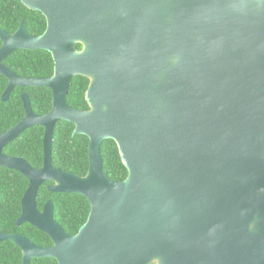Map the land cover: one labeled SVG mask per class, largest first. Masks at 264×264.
Masks as SVG:
<instances>
[{"label": "water", "instance_id": "obj_1", "mask_svg": "<svg viewBox=\"0 0 264 264\" xmlns=\"http://www.w3.org/2000/svg\"><path fill=\"white\" fill-rule=\"evenodd\" d=\"M46 19L43 34L0 29V74L8 84L46 86L51 109L0 134V167L30 180L31 200L46 179L56 192L90 202L73 236L32 207L27 221L55 245L1 240L58 264H264V0H20ZM75 43H81L77 51ZM43 49L53 75L22 78L4 59ZM88 76V111L67 103L72 78ZM59 120L89 139L88 169L77 175L51 162ZM44 128V163L30 166L3 148L30 126ZM112 139L127 176L112 181L101 145ZM29 205H31L29 203ZM33 205V204H32Z\"/></svg>", "mask_w": 264, "mask_h": 264}, {"label": "trees", "instance_id": "obj_2", "mask_svg": "<svg viewBox=\"0 0 264 264\" xmlns=\"http://www.w3.org/2000/svg\"><path fill=\"white\" fill-rule=\"evenodd\" d=\"M24 20L25 27L31 34H39L45 28L44 16L36 10L24 6L19 0H0V27L12 32L19 22ZM6 66L15 72L28 75H51L53 62L50 54L45 50H16L5 60ZM85 78L78 76L73 78L69 85L67 102L74 108H84ZM7 86V79L0 74V134L5 132L23 116L22 102L20 100L21 91L30 94L33 110L36 113H46L51 109V90L46 87H15L8 101L2 100V94ZM73 125L64 120L56 122L53 134L54 165L68 170L77 175H85L88 169V138L85 135L72 137ZM42 136L43 130L40 126L28 128L23 135L10 142L4 153L13 156H22L34 166H40L42 160ZM101 155L103 160V170L108 178L120 181L127 176V169L121 161L117 145L112 139L105 140L101 145ZM24 176L16 170L0 167V193L14 191L18 197L24 186ZM23 189V188H22ZM85 198L82 196L80 203ZM66 200L64 205L66 206ZM77 204V203H76ZM85 204V203H84ZM88 209L78 210L73 218L78 223L71 222L70 228L76 231L78 225L86 219ZM12 219L7 212H0V221L12 224ZM74 225H73V224Z\"/></svg>", "mask_w": 264, "mask_h": 264}, {"label": "flooded vegetation", "instance_id": "obj_3", "mask_svg": "<svg viewBox=\"0 0 264 264\" xmlns=\"http://www.w3.org/2000/svg\"><path fill=\"white\" fill-rule=\"evenodd\" d=\"M44 19H45V17H44ZM21 22H23V24H24V20H21L19 22L18 26L16 27V29L14 31H12V32H9V31L1 28V27H0V29L3 30V31H6L8 33H14L18 29V27H19ZM24 27H25V24H24ZM25 29H26V31H27V33L29 35L37 37V36H39V35L44 33V31L46 29V19H45V28L39 34H36V35L31 34L27 30L26 27H25ZM0 46H1V39H0ZM74 47H75V49L77 51H80L82 49V44L81 43H75ZM22 50H28V49H22ZM35 50H43V49H35ZM50 56H51V54H50ZM51 58H52V56H51ZM52 62H53V59H52ZM3 64L5 65L4 61H3ZM6 67L9 70H11L12 72H14L16 75H18L19 77L27 78V79L28 78L50 77V76L53 75V71H52L51 75H45V76H42V75H28V76H25V75H22V74H19V73L15 72L14 70L9 68L8 66H6ZM53 69H54V63H53ZM78 76H81V75H76V77H78ZM82 77H84L85 80H86V82H85V90H84V93H83L84 101H85L86 106L84 108H74L71 105H69V104L68 105L70 107L74 108V109H77V110L88 111L90 109V105L88 104L87 99H86V92L88 91L89 86H90V78L88 76H82ZM73 78H75V76ZM7 84H8V80H7ZM15 87H19V85H16ZM20 87L26 88V87H42V86L28 85V86H20ZM13 89H12V91H13ZM12 91H11V93H12ZM11 93H10V95H11ZM25 94L29 98V101H30V104H31V107H32V111H33L34 114L43 115V114H46V113H48L50 111L49 110L48 112L43 113V114L36 113L33 110L30 94L27 91H21L20 100L22 102L21 104H22V109H23V116L13 126H15L17 123H19L25 116V108H24V104H23V100H22V95H25ZM10 95H9L7 101L9 100ZM51 95H52V93H51ZM4 102H6V101H4ZM72 125H73V130H72V134H71L72 137H75L77 135H84V134H77V135L74 136L73 135V131H74L75 126H74L73 123H72ZM13 126H11L9 129H11ZM34 126L42 127L41 125H34ZM55 126H56V123L54 125L53 133H52V146H51V149H52V152H51L52 166L54 168H56V169H60V170L69 172L68 170H65L63 168H59V167L54 165L53 134H54ZM30 127H33V126H30ZM9 129H7L6 131H8ZM27 129L22 131L16 138H18L20 135H23ZM42 130H43V136H42V150H43L42 153L43 154H42V160H41V165L40 166L32 165L30 162H28V160L26 158H24L22 156L8 155V154L4 153V151H3V153L5 155H7V156L24 159L27 163L30 164V166H32L34 168L42 167L43 163H44V146H43L44 145L43 144L44 128L43 127H42ZM15 139H13L12 141H14ZM12 141H10V142H12ZM88 141H89V139H88ZM9 143H7L5 145V147ZM88 145H89V142H88ZM4 148H3V150H4ZM110 180H112V179H110ZM23 181H24V186H21L23 189L20 188V186H19V189L22 192L20 194H18V197L15 196V192L14 191H10V190H9V192H1L0 193V212L1 213L7 212V214H9V216L11 218H13L12 219V224L9 223V222L0 221V232L1 233L22 237V238L26 239L31 246H33L35 248H38L39 250L40 249H45V248H51V247H53L55 245L54 240L50 237V235L48 233L40 230L39 228L35 227L34 225L30 224L27 221L19 222V219L21 218V215L23 213L24 206H25V208H28L29 206L32 207L33 210H35L37 214H43L42 219L44 221H52L54 224H56L57 226H59L61 228L62 232L65 235L73 236V235H76L78 233L80 227L87 221V218H88V215H89V212H90V209H91L90 202L88 201V199L85 196H83L81 194L73 193V192H56V191H52V190L49 189V187L52 186V185H55L56 184V180H54V179H46L39 185V187L37 188L35 196L31 200L30 198L25 196L26 192H27V190L29 188V185H30V180L24 176V180ZM112 181H115V180H112ZM82 196L85 198V200H83V202H81V206H80V203L77 201L76 202L77 204H76L74 202V200L78 199V198L81 200ZM64 200H66V202H67L66 206L64 205ZM29 203L31 205H29ZM80 208L82 210H85L87 208L88 209V213H87L86 219L83 221V223L78 225L76 231H73L74 229L70 228V224H71V222H74V223L80 222V221H76L75 218H73L74 213L77 212L78 210H80ZM36 254H37L36 252H35V254L31 252V255L26 257L25 256L26 255L25 251L22 249L20 244H17V242H14L12 240H1L0 241V264H58L59 263L58 262L59 259L57 257H49V256L41 257V256H38ZM216 263L217 264H221L220 261H217ZM151 264H156V263L154 262V263H151Z\"/></svg>", "mask_w": 264, "mask_h": 264}]
</instances>
